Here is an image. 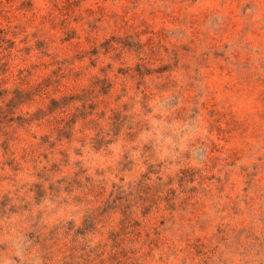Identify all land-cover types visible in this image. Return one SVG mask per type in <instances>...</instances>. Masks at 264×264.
I'll return each mask as SVG.
<instances>
[{"label": "rangeland", "instance_id": "rangeland-1", "mask_svg": "<svg viewBox=\"0 0 264 264\" xmlns=\"http://www.w3.org/2000/svg\"><path fill=\"white\" fill-rule=\"evenodd\" d=\"M0 264H264V0H0Z\"/></svg>", "mask_w": 264, "mask_h": 264}]
</instances>
